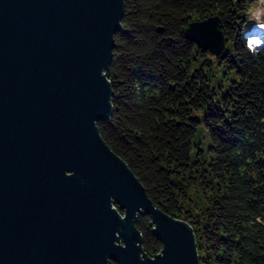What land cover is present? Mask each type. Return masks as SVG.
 Returning a JSON list of instances; mask_svg holds the SVG:
<instances>
[{"label": "water", "instance_id": "1", "mask_svg": "<svg viewBox=\"0 0 264 264\" xmlns=\"http://www.w3.org/2000/svg\"><path fill=\"white\" fill-rule=\"evenodd\" d=\"M125 7L0 0V264H201L192 224L150 198L98 126L114 113L109 73ZM184 33L210 57L227 48L219 15ZM140 214L163 243L154 256Z\"/></svg>", "mask_w": 264, "mask_h": 264}, {"label": "trees", "instance_id": "2", "mask_svg": "<svg viewBox=\"0 0 264 264\" xmlns=\"http://www.w3.org/2000/svg\"><path fill=\"white\" fill-rule=\"evenodd\" d=\"M248 1L125 0L114 113L98 122L150 198L192 224L201 264H264V47L244 37ZM213 15L228 38L218 58L184 33ZM203 122L208 150L197 142ZM136 225L145 252L159 253L151 217Z\"/></svg>", "mask_w": 264, "mask_h": 264}, {"label": "rangeland", "instance_id": "3", "mask_svg": "<svg viewBox=\"0 0 264 264\" xmlns=\"http://www.w3.org/2000/svg\"><path fill=\"white\" fill-rule=\"evenodd\" d=\"M247 12H248V22H247V26L245 28L246 32H247V30L251 29V27L254 23L264 21V0H249ZM209 58H213V57L209 56ZM199 132H200V134H199V137L197 139V142H200V141L203 142L204 143V146H203L204 149L208 150L209 138L206 137V129H205L204 122L202 123ZM195 150H197V148H195Z\"/></svg>", "mask_w": 264, "mask_h": 264}, {"label": "bare ground", "instance_id": "4", "mask_svg": "<svg viewBox=\"0 0 264 264\" xmlns=\"http://www.w3.org/2000/svg\"><path fill=\"white\" fill-rule=\"evenodd\" d=\"M247 37L254 49L264 46V22L258 23L254 29L249 30Z\"/></svg>", "mask_w": 264, "mask_h": 264}, {"label": "built area", "instance_id": "5", "mask_svg": "<svg viewBox=\"0 0 264 264\" xmlns=\"http://www.w3.org/2000/svg\"><path fill=\"white\" fill-rule=\"evenodd\" d=\"M258 23H260V22H256V23H254L253 25H252V27H251V29H254L257 25H258ZM250 29V30H251ZM248 31L249 30H247V32L245 33V39H246V41H247V44H248V46L250 47V49L253 51V52H255V51H259L260 49L259 48H253L252 47V45H251V43H250V39L247 37V33H248Z\"/></svg>", "mask_w": 264, "mask_h": 264}]
</instances>
